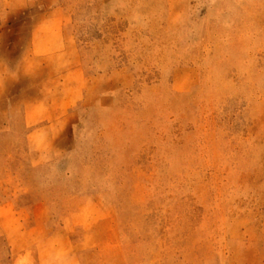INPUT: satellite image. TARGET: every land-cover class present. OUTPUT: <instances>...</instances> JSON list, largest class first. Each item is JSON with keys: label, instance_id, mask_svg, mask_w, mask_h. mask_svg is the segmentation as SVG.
Returning <instances> with one entry per match:
<instances>
[{"label": "rangeland", "instance_id": "1", "mask_svg": "<svg viewBox=\"0 0 264 264\" xmlns=\"http://www.w3.org/2000/svg\"><path fill=\"white\" fill-rule=\"evenodd\" d=\"M73 57L72 153L0 135V264L44 220L82 264H264V0H0L3 77L50 101Z\"/></svg>", "mask_w": 264, "mask_h": 264}, {"label": "crops", "instance_id": "2", "mask_svg": "<svg viewBox=\"0 0 264 264\" xmlns=\"http://www.w3.org/2000/svg\"><path fill=\"white\" fill-rule=\"evenodd\" d=\"M70 52L75 55L73 48ZM31 56L29 58L32 61ZM77 64L73 57L69 67L64 70L56 68L54 75L47 77L46 81L51 82L49 79L52 78L59 86L63 85V88H59L56 93L51 91L53 92L51 100L46 102L35 99L33 72L27 70L25 76L19 77L10 68L7 72L9 75L3 77V71L0 70V135L7 131L17 133L22 115L23 130L29 140L44 135L54 140L56 148L51 152L56 157L59 154L64 156L72 153L74 147L72 127L76 108L83 95V76ZM40 121H48L50 124L32 129L34 123ZM34 212L36 214L37 210ZM11 250L15 253L12 264H82L69 236L63 230L54 233L50 222L45 220L26 228V242L11 243Z\"/></svg>", "mask_w": 264, "mask_h": 264}]
</instances>
